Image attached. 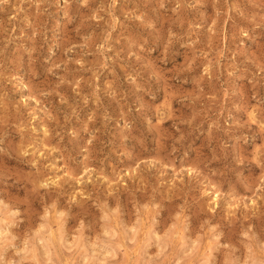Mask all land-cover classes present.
<instances>
[{"label":"rangeland","instance_id":"1","mask_svg":"<svg viewBox=\"0 0 264 264\" xmlns=\"http://www.w3.org/2000/svg\"><path fill=\"white\" fill-rule=\"evenodd\" d=\"M0 264H264V0H0Z\"/></svg>","mask_w":264,"mask_h":264}]
</instances>
